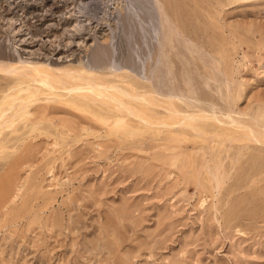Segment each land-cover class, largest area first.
<instances>
[{
    "label": "rangeland",
    "instance_id": "1",
    "mask_svg": "<svg viewBox=\"0 0 264 264\" xmlns=\"http://www.w3.org/2000/svg\"><path fill=\"white\" fill-rule=\"evenodd\" d=\"M158 1L175 36L146 61L139 28L134 41L114 20L124 0H0V264H264V145L210 121L144 124L68 94L81 83L7 73L68 70L153 118L165 105L135 92L264 126V0ZM113 37L116 64L94 65V43ZM132 42L143 69L124 61Z\"/></svg>",
    "mask_w": 264,
    "mask_h": 264
},
{
    "label": "bare ground",
    "instance_id": "2",
    "mask_svg": "<svg viewBox=\"0 0 264 264\" xmlns=\"http://www.w3.org/2000/svg\"><path fill=\"white\" fill-rule=\"evenodd\" d=\"M98 1H100V0H98ZM101 2H103V1H101ZM105 2H103V3H105ZM124 2L126 4L124 7L125 13L122 15V14H119V12H118L114 20H116V24H117V26H119V29H122L121 31H123V30L126 32L128 31V34H131V32L134 31V27H137V29L139 28L138 30H140L142 33L141 34L142 35L141 42L139 41V43H140L139 46H141V47H139V48L142 49V52L147 54V57L144 58L147 61V59L150 58V56L154 50H156L157 48H159L161 50L164 47V45L169 42V40L171 38L170 35L171 34L174 35V31L170 28L168 17H167V15L163 9V6L161 5V3L158 0H124ZM94 3H95V1H94ZM85 5H86V3H85ZM87 6H89V4H87ZM99 6H98V9H99ZM96 7H97V5H96ZM84 8H86V7L84 6ZM78 10H80V9H78ZM78 12L80 13V11H78ZM86 12H88L87 9H86ZM86 12H84V13H86ZM82 15H84V14L82 13ZM93 18H95V17H93ZM7 20H9V22H12V20H10V19H7ZM12 24H13V22H12ZM11 26H13V25H10V27ZM77 26H78V24H77ZM132 27H133V30L131 31ZM20 29L21 28H18V30H20ZM119 29H117V30H119ZM137 29L135 31H137ZM129 30H130V33H129ZM172 31H173V33H172ZM137 34H138V32H137ZM176 35H177V33H176ZM126 36H128V35H126ZM131 36H132V34L130 35L129 39L133 38V37L131 38ZM133 36H135V35H133ZM134 38H133V40L135 41ZM177 38H179V37H177ZM94 39H96V38H94ZM137 40H138V38H137ZM132 43L130 45L128 44L129 45L128 54H126L127 56L125 55L126 58L124 61H127L126 63L130 62L131 64L137 66L139 69H143L144 67L142 68L140 66H143L144 64L138 63L140 61V59H138V57H137V55H138L137 53L140 52L139 50L137 52L138 46L136 45V42H135V44L134 43L132 44ZM94 44L95 45L93 46L92 53H91V56H92L91 58H92V62L94 65H97V64L99 65L101 63H104V64L109 63V64H114V65L116 64L115 63L116 61L114 58L115 57V55H114V52H115L114 37H113L110 45H101L98 43V41ZM160 55H161V53H160ZM141 59L143 60L142 57H141ZM142 62H144V60ZM1 68L4 69V66H0V69ZM29 72L32 73L31 75H32L34 81L36 82L35 84L39 83L42 86L49 88V89H55L56 86H58V85L65 87V85H66L65 79H68L69 81L72 80V81L81 83L82 84L81 87L69 88L68 94L70 95L71 92L76 93V94H80L84 98L92 100L93 103L97 101V102H101L104 107H105V105L107 107H108V105H109V107L112 106V108H114V110L116 112H126L130 115H133V117L135 116L136 118L142 119V121L146 122L144 124L148 123V124H154V125L155 124L156 125H164L165 122L163 123V121L169 120L172 122L171 126L175 127V125H178V126H181L184 128H189L194 132L200 133L197 124L200 122L210 121V122L220 124L221 126H224V127L230 128V129H231V127H233V129L235 128V129L241 130L243 132V135H242V138L240 140H243L245 142L255 143L258 145H264V126L259 124L256 121L257 119L255 120L251 116L250 117L249 116L244 117V116H241V115L235 114V113L228 114V115L208 114L202 110L192 108L191 105H189L187 103H184V107L188 108V110L179 111L174 106L175 100L167 97L166 94L160 90H155L154 94H152V95H141V94H138L135 92L134 96L132 95L133 96L132 99L134 98V99L140 100L144 104L150 105V106H152V104L149 102V99L153 100L157 104L159 102H161V104L163 103L165 105L166 116L161 117V118H155V117L153 118V117L147 116L145 113H143L141 111L136 110L135 108L128 107L120 98H118V96H116V94H118L119 96L121 95L123 97L129 96V95L125 94L123 91H121L119 89V86L108 85V84H103L101 82L92 81L88 76H85L82 74H77L75 76H72L71 72L68 70L67 71L66 70H53V69H50L48 66L24 65V64L22 66L10 65L8 67V70H7V73L14 74V75L15 74L16 75H25V74H29ZM126 72H128V71H126ZM145 79L148 80L147 78H145ZM66 92H67V90H66ZM114 93H115V95H114ZM90 103H92V102H90ZM2 119H3V116H0V121ZM198 133H197V135H199ZM238 140L239 139H237V141Z\"/></svg>",
    "mask_w": 264,
    "mask_h": 264
}]
</instances>
